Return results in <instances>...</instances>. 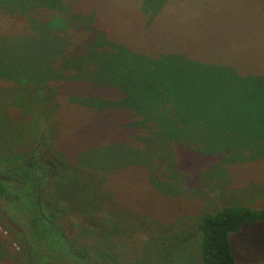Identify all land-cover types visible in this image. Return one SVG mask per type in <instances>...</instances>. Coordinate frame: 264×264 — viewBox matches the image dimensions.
<instances>
[{"label":"rangeland","instance_id":"obj_1","mask_svg":"<svg viewBox=\"0 0 264 264\" xmlns=\"http://www.w3.org/2000/svg\"><path fill=\"white\" fill-rule=\"evenodd\" d=\"M131 1L63 0L61 15L72 22V16L90 14L94 33L137 54L155 57L156 45L185 50L189 61L162 68L159 75L169 101L187 99L191 123L177 130L186 127L189 134L156 127L155 138L142 141L144 133L126 123L129 110L118 105L111 83L126 89L128 77L148 94L152 72L121 68L112 77L99 72L87 54L73 69L54 74L60 58L82 53L81 43L94 33L74 24L59 33L61 45L52 39L50 46L46 33L30 30L27 21L51 22L58 13L50 5L0 0V38L21 47L0 46V158H31L33 168L45 174L39 209L74 243H109L105 239L112 235L113 263L199 264L194 224L202 212L224 204L264 207V92L245 87L255 81L250 75L264 70V8L248 0H173L164 21L151 25L141 12L140 22L131 19L124 7L139 0ZM227 65L239 74L223 82ZM147 99L137 102L144 106L133 104L139 115L141 109L154 110L145 107L155 106ZM200 118L207 123L196 126ZM32 190L19 189L22 211L31 210ZM16 210L0 198V264L28 259L30 214ZM99 221L108 226L98 229ZM119 227L131 234L115 236ZM229 242L236 264H264V222L243 224L229 233ZM59 253V262L46 264H82L66 250Z\"/></svg>","mask_w":264,"mask_h":264},{"label":"trees","instance_id":"obj_2","mask_svg":"<svg viewBox=\"0 0 264 264\" xmlns=\"http://www.w3.org/2000/svg\"><path fill=\"white\" fill-rule=\"evenodd\" d=\"M2 1L6 2L7 0ZM18 1L22 2L24 0ZM26 1H33L38 3L45 2V4L47 3V6L50 5L49 7L51 11L58 13L56 16L51 18V22L47 21V24H43V21H32V18L27 19V21L31 22L29 23L31 24L29 27L32 28H29L30 30H36L35 33L37 34L39 32H41L42 34L46 33V38L49 39L48 45L50 46L52 45V39L53 43H60L61 45L62 40L59 38V33L63 29H71L72 27H74V24H84L85 27L91 30L92 33H94L93 31H95L90 28L91 24L89 25L92 20L90 14L86 15V17L81 18H79L78 16H72V22H69L67 19L63 18L61 14H64V12L66 11V9L64 8V3L61 2L63 0ZM169 1L173 2V0H139L137 4L133 5L134 3H131V7L128 5L127 7H124V9L127 11L131 19L138 16L141 17V15L144 14V16L147 18V22H151L153 20L150 23L151 25L156 22V24H158L164 21L162 20V18L164 17L163 13L166 14V11L171 10ZM248 1H252L254 4H258V6L264 8V0ZM174 2L175 3H172L173 8L177 4V1ZM139 12H141L142 14H139ZM0 18H2L1 14ZM76 19L77 22H75ZM145 30L147 29H144L143 31ZM3 40L4 38H0V46L2 48H10L8 49V51L13 49H15L14 51H17V49H21V47L16 48L15 46H13L14 40L11 42V45L2 42ZM81 46H83L82 53L73 56H67L66 58L65 56L61 57L58 65L54 66L53 69L51 68V71L54 74H63L60 71L63 67L65 68V66H67L68 68L73 69L72 67L75 63H79L78 61L86 58L87 54H90V56H92V62H95V64L97 65V70L99 72H103L104 74L106 73L107 75H116V73L121 68H127L128 70L138 68L143 69L146 72H152L154 74L155 79L153 80V82L147 83V86L153 85L150 86V91H147L148 94H145V90L140 86L138 87L128 77H124L126 81H129L124 83L127 86L126 89L125 87L120 86V84L111 83L113 95L118 98V105L125 106L127 110H129L126 123L128 124V126H131L133 131L144 133L142 141L147 142V139L149 137H152L154 139L155 133L157 132L156 127L162 128L164 130H167L166 127H170L178 131L177 129H179L180 126H190L189 124L191 122L189 118H191L190 114L192 109H189V106H187V99L179 97L169 101V98L165 96V88L163 84H161L162 78L159 75V70L162 68L170 69V66H172V64L174 63H178L181 66V62L185 61L184 58L189 61V59L185 57V55L188 56L185 50H178V48L176 47L172 48L166 45H163V47H158V45H156L154 47L158 48L160 52H158L155 57H149L144 54H137L130 51L125 46L107 39L105 36L101 35L100 32L89 35L84 40V44L81 43ZM54 53L57 54V52ZM53 57L56 59L57 56L53 54ZM63 58L64 60H62ZM196 58L203 59L199 57ZM198 59L196 61V65H200V63H203ZM71 61L73 62L72 64L70 63ZM171 61H173V63ZM127 63H129L128 66ZM82 66L83 65H81V67ZM200 66V69L202 70H205L207 67L204 64H201ZM82 71L86 72L87 70L85 71V68H83ZM226 71L227 72L225 74L221 75V78L225 76V80L223 82H227L228 80L239 74L237 70L228 65ZM258 71L259 74L250 75L253 79L255 78V81L250 82L249 84L246 83L245 85L247 90H251V93H254V91L264 92V88L258 89V87L264 86V83L262 85H259L257 81L258 79L262 78L261 76H264V70ZM75 72V74L79 72V75H82L81 71ZM7 78L10 79L9 77H6V79ZM96 81L101 82V80L98 78H96ZM164 82L166 83V80H164ZM168 91L170 92V90L167 89L166 92ZM145 96H147L148 98L146 101L153 100L155 103V106L145 107L149 109L154 108V110L149 111L147 109H141L139 115L137 111L138 109L136 110L133 104L144 106L142 104H137V102H141V100H143ZM125 101H130L132 104H125ZM157 104L159 105L156 106ZM206 118H200V120L202 121H200V123H198L196 126H203V123H207ZM179 133L182 135V137H186L187 134H189L186 127L184 128V131ZM259 142L254 144H258ZM34 145V148H36L40 146V143L37 142V144ZM237 146L238 145H236V147ZM36 155L37 154L35 153L34 156ZM30 160L31 158L27 160V158L21 157L18 154L10 155L9 158H0V198L8 201L10 209L14 206L17 207L16 212H28V210L22 211L23 209H21V206H19L21 203L19 189L24 186H26L27 188L29 186H32L33 188V190L28 194V200L31 204V210L28 212V214H30L29 226L31 230L27 231V235L31 237L30 241L25 246L26 251L29 254L27 255L28 259L26 264H46L49 259H53L59 262V252H62L63 250L64 252L65 250L67 251L69 257H75L78 260H81L82 264H116L113 263L114 256H116V254L112 251V245H114L112 241L113 238L111 239L112 235H107V238L105 239V241L109 243L111 242L110 244L99 240L96 243H92V245L90 244V246H82L80 244H76L72 239L65 235L63 230L55 223L54 219H52L50 215H47V213L42 212L39 209V192L43 186L45 174H43V172H41L39 168H33L32 162ZM40 181L41 184L37 187L36 185ZM37 210L40 215L39 217L36 215ZM33 212L36 216H34ZM250 222H264V207L250 208L240 204H224L213 211L202 212L197 217V220L194 224V228L198 233L199 239V264H236L230 250L229 233L239 229L243 224ZM106 226H108V224L103 221H99L97 223L98 229L105 228ZM119 228V230H116L117 234H115V236L124 238L126 237L125 235H128L129 233L131 234V232L126 231V229L122 227ZM27 235L25 236V234L23 233L24 238L27 237ZM55 243L56 245H54ZM45 252H47L48 254H46ZM48 255H51V258L48 257ZM147 262L149 263V261Z\"/></svg>","mask_w":264,"mask_h":264}]
</instances>
